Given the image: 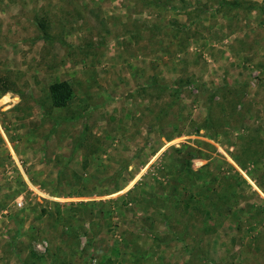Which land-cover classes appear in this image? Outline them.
Wrapping results in <instances>:
<instances>
[{"label":"rangeland","instance_id":"obj_1","mask_svg":"<svg viewBox=\"0 0 264 264\" xmlns=\"http://www.w3.org/2000/svg\"><path fill=\"white\" fill-rule=\"evenodd\" d=\"M0 264H264V0H0Z\"/></svg>","mask_w":264,"mask_h":264},{"label":"trees","instance_id":"obj_2","mask_svg":"<svg viewBox=\"0 0 264 264\" xmlns=\"http://www.w3.org/2000/svg\"><path fill=\"white\" fill-rule=\"evenodd\" d=\"M70 88L66 82H55L49 86L52 103L56 106H62L70 96Z\"/></svg>","mask_w":264,"mask_h":264},{"label":"bare ground","instance_id":"obj_3","mask_svg":"<svg viewBox=\"0 0 264 264\" xmlns=\"http://www.w3.org/2000/svg\"><path fill=\"white\" fill-rule=\"evenodd\" d=\"M3 99H4V100H6V99H7V97H6V96H4V97H3Z\"/></svg>","mask_w":264,"mask_h":264},{"label":"built area","instance_id":"obj_4","mask_svg":"<svg viewBox=\"0 0 264 264\" xmlns=\"http://www.w3.org/2000/svg\"><path fill=\"white\" fill-rule=\"evenodd\" d=\"M17 204L19 205V204H20V202H17Z\"/></svg>","mask_w":264,"mask_h":264}]
</instances>
